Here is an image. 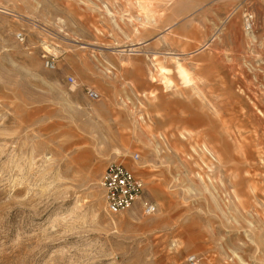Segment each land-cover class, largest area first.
Returning <instances> with one entry per match:
<instances>
[{
  "label": "rangeland",
  "instance_id": "1",
  "mask_svg": "<svg viewBox=\"0 0 264 264\" xmlns=\"http://www.w3.org/2000/svg\"><path fill=\"white\" fill-rule=\"evenodd\" d=\"M0 8V264H264V0ZM110 162L144 184L117 216Z\"/></svg>",
  "mask_w": 264,
  "mask_h": 264
},
{
  "label": "built area",
  "instance_id": "2",
  "mask_svg": "<svg viewBox=\"0 0 264 264\" xmlns=\"http://www.w3.org/2000/svg\"><path fill=\"white\" fill-rule=\"evenodd\" d=\"M243 30L246 33L253 32L254 16L249 11H244L242 14ZM19 41H23L22 33L15 35ZM123 56H137L141 52L126 49ZM42 67L46 71H55V58L42 55ZM67 83L75 84V79L72 76H67ZM85 96L90 101H97L99 99L98 93L89 87L82 88ZM132 159L137 161L139 155L137 153L132 155ZM214 159L213 157L211 158ZM99 188L102 192L104 202V210L108 216H117L130 210L142 197L144 193V184L142 180L135 176L130 170L120 163L110 162L105 167L99 179ZM158 209L154 203H145L142 207V215L151 216L157 213ZM188 264H199V259L195 255L186 257Z\"/></svg>",
  "mask_w": 264,
  "mask_h": 264
},
{
  "label": "bare ground",
  "instance_id": "3",
  "mask_svg": "<svg viewBox=\"0 0 264 264\" xmlns=\"http://www.w3.org/2000/svg\"><path fill=\"white\" fill-rule=\"evenodd\" d=\"M1 9V8H0ZM1 13H5V14H8L7 12L8 11H0ZM19 18V17H18ZM25 19H28V20H30L29 18H27V17H23V16H21L20 17V20H22V21H25V22H28L29 23V21H26ZM30 24H33V25H36V24H34V23H32V22H30ZM35 27V26H34ZM116 27V26H115ZM114 27V28H115ZM116 29V28H115ZM45 31V30H44ZM135 46V45H134ZM80 47L81 48H85V45H80ZM125 49H123V48H121V49H117V48H113V49H108V50H110L112 53H118V54H123V52H125V51H127L126 49H127V47H124ZM131 50H134V51H136V48L135 49H133V48H130ZM42 51L45 53V54H48V55H50L51 54V50H50V48H49V46H45V45H43L42 46ZM138 52V51H137ZM165 56H171V57H174V59H177L176 57V55L175 54H173V53H167V54H164ZM241 262V261H240ZM241 264H244L243 262L241 263Z\"/></svg>",
  "mask_w": 264,
  "mask_h": 264
},
{
  "label": "crops",
  "instance_id": "4",
  "mask_svg": "<svg viewBox=\"0 0 264 264\" xmlns=\"http://www.w3.org/2000/svg\"><path fill=\"white\" fill-rule=\"evenodd\" d=\"M27 18H28V17H27ZM86 46H87V45H85V47H86ZM89 81H92V79L89 78Z\"/></svg>",
  "mask_w": 264,
  "mask_h": 264
}]
</instances>
